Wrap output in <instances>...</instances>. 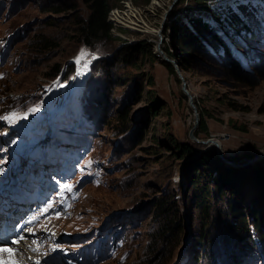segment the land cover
<instances>
[{
  "label": "rangeland",
  "instance_id": "obj_1",
  "mask_svg": "<svg viewBox=\"0 0 264 264\" xmlns=\"http://www.w3.org/2000/svg\"><path fill=\"white\" fill-rule=\"evenodd\" d=\"M171 1L153 7V0H112L110 11L114 17L116 9L131 4L137 10L132 18L160 29ZM204 1L208 8L192 0L179 8L188 4L189 14L202 16L222 34L249 71L250 82L209 61L200 62L196 73L181 70L156 49L155 31L114 24L113 49L105 45L103 52L95 51L74 37L73 9L57 14L46 9L56 0H0V184L20 171L28 175L37 169L35 176L53 190L29 226L53 231L27 235L38 247L33 257L24 256V264H51L53 256L62 259L60 264H264V241L254 225L243 247L225 230L223 219L209 227L203 241L192 193L181 186L188 164L172 153L171 138L206 147L190 137L196 115L183 80L199 113L197 137L220 140L227 158L236 163L227 164L244 169L264 152V0ZM77 9L88 12L80 1ZM43 38L49 42L41 43ZM138 40L148 41L153 54L136 65H105L116 47ZM167 40L162 44L166 55L173 50ZM211 50L217 56L222 52ZM170 57L177 63L175 54ZM77 74L84 77L81 82ZM58 83L56 108L48 110ZM125 104H131V120L122 132L112 114ZM203 121L207 129L199 131ZM207 148L216 153L213 145ZM239 179L251 214L250 201L260 186L246 171ZM169 193L176 195L184 227L176 243L158 247L163 251L159 257L151 254L158 228L154 213L159 198Z\"/></svg>",
  "mask_w": 264,
  "mask_h": 264
},
{
  "label": "trees",
  "instance_id": "obj_2",
  "mask_svg": "<svg viewBox=\"0 0 264 264\" xmlns=\"http://www.w3.org/2000/svg\"><path fill=\"white\" fill-rule=\"evenodd\" d=\"M79 1L87 7L86 15L78 11ZM145 1L148 2L149 0ZM192 1L208 8L204 0ZM56 2L48 5L46 9L57 14L73 9L74 12L70 14V17L75 19L73 35L83 45L92 50L103 52L105 50L103 46L113 44L116 36L112 34L113 24L109 20V11L113 6L112 0H56ZM184 2L185 0H179L174 7L172 19L167 26V35L170 37V41H167L173 48L172 52L168 50V56L175 54L178 57L177 65L183 71L196 73L200 70V62L209 61L216 69L220 68L223 73L233 76L239 81L250 82L249 71L235 56L222 34L202 16L189 14L187 12V9L190 8L188 4L179 8ZM178 9L179 12H184V16L180 13L177 14ZM39 41L44 44L49 42L45 38ZM211 48L216 51H220L222 48L220 56L215 55ZM149 54L152 55L153 50L148 41L125 42L114 49L106 59L105 65L110 66L111 69L121 65H136L144 55ZM170 63H168L169 68L175 73L176 68ZM58 70L60 72L59 67L56 71ZM135 99L137 98L135 97ZM233 105L239 107L234 102ZM130 114L131 104L123 105L118 108L115 114H112L116 115L119 121L115 126L122 132H125L130 124ZM104 119L106 118L104 117ZM206 129V122L203 121L199 131ZM140 133L141 128L138 129V135ZM195 133L198 135V131ZM171 147L176 158L186 160L191 157L190 161L185 164H188L186 185L181 183V186L184 189L189 187L188 193H192L190 196L191 204L193 209L198 211L200 221L198 233L203 241H206L209 227L215 224L218 219H223L225 230L231 234L235 242L240 244V247H243V241L251 237L252 225L255 226L259 237L264 241V157L250 163L244 169L237 170L212 151L205 150L194 154L196 146L193 143L180 142L171 138ZM245 171L249 173L252 183L255 186H260L256 197L250 201L249 211L251 214L246 213L244 196L240 193L241 182L239 178ZM226 193H228V197L226 196L224 199ZM181 214L176 195L163 194L159 198L154 213L158 228L153 234V253L151 254L160 257L163 251L158 250L159 246L168 248V244L178 241L184 227ZM248 215H250L249 218ZM200 255L199 252L198 262L201 258Z\"/></svg>",
  "mask_w": 264,
  "mask_h": 264
},
{
  "label": "bare ground",
  "instance_id": "obj_3",
  "mask_svg": "<svg viewBox=\"0 0 264 264\" xmlns=\"http://www.w3.org/2000/svg\"><path fill=\"white\" fill-rule=\"evenodd\" d=\"M152 4H153V7L154 6L162 5V0H153ZM111 11H109V20L112 22L113 27H115V25L116 26H118V25L119 26H127L126 24H129L131 26H127V27L136 28V29H139V28L142 27L143 29L148 30V31H151V32H153V31H155L157 33L159 32V29H156V28L153 29L152 27L148 26L147 24L143 25L142 24L143 23L142 18L140 19V17H139L138 21L136 19L132 18V16H136L137 15V10L131 4H129L128 8H126V9H121V10L116 9V11L114 13V17H112V12ZM119 11H121V13ZM112 29H114V28H112ZM168 39H170V37H168ZM60 89H61L60 84L59 83L58 84H55V88L53 89V92L54 93H52V95L49 98L50 101H49L48 110H51L50 108H53V107L56 108V106H55V100H56V98H54V96H55L54 94L57 91H60ZM221 144H222V142H221ZM25 172L27 173L28 171H23V172L20 171L18 173L17 177H20V176L21 177H25L26 176V173ZM17 177H15L14 179H11V180H15V179H17ZM38 213H36L35 216H37ZM34 217H33V219H34ZM35 229L36 228L28 227L26 229V232L24 233V235L21 237V239H19L17 241V243H15L16 244L15 245L16 248H19L21 251H17L14 248H12V251L11 252L0 251V261L5 262V264H8V262H10V261H16L17 264H24V259H25L24 256L25 255L26 256L33 257L34 256L33 255L34 253H32V250L35 249V247H38V244H37V241L31 240L30 238L27 237V235H29V234H32V236L43 235V234H47V232H50L51 233L53 231V230H51L49 228L48 229H43V230L42 229L35 230ZM42 246H43L42 248L45 249V246L44 245H42ZM0 248H8V247L3 246V247H0ZM31 257H28V258H31Z\"/></svg>",
  "mask_w": 264,
  "mask_h": 264
},
{
  "label": "water",
  "instance_id": "obj_4",
  "mask_svg": "<svg viewBox=\"0 0 264 264\" xmlns=\"http://www.w3.org/2000/svg\"><path fill=\"white\" fill-rule=\"evenodd\" d=\"M178 2H179V0H172L171 3L168 5V8L165 10V12L163 14V19H162L161 26H160V29H159V32H158L159 39L157 41L156 49L163 54V56H164V58L166 60H170V59H169V56L166 55V53L164 52V50L162 48V44L168 38V35H167V26H168L169 21H167V19H168L169 15L171 14V12L173 11L174 7L176 6V4ZM178 68H179V66H178ZM182 89H183L184 93L187 95V97L189 99V103L192 106V108L194 109L195 115H196L195 124L191 128V130H190V137L193 140H196L198 143L204 144L206 146V147H199L198 149H196L195 152L199 153V152L205 151V150L208 149L207 148L208 146H212L213 145L215 147L216 153L226 163H231L233 165H236V163H234L231 159L227 158V156L225 155L220 140L215 139V138H212V137L211 138H207V139H199L197 137V135L195 133V130H196L197 125L199 123V113L197 111V105L195 103L194 95L191 93V91L189 89V86H188V84H187V82L185 80H183V82H182ZM197 153H195V154H197ZM262 157H264V152H261V153L255 155V156H253L252 158H250L248 160V162L249 161H252V160H255V159L262 158ZM190 159H191V157L187 158L185 160L184 164H186L187 162H189Z\"/></svg>",
  "mask_w": 264,
  "mask_h": 264
},
{
  "label": "snow or ice",
  "instance_id": "obj_5",
  "mask_svg": "<svg viewBox=\"0 0 264 264\" xmlns=\"http://www.w3.org/2000/svg\"><path fill=\"white\" fill-rule=\"evenodd\" d=\"M0 251H7V252H11V251H12V249H11V248H0ZM0 264H5V262H3V261H0ZM8 264H17V262H16V261H10V262H8Z\"/></svg>",
  "mask_w": 264,
  "mask_h": 264
}]
</instances>
